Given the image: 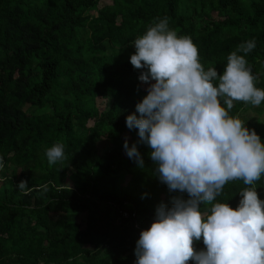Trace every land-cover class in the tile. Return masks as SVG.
<instances>
[{"label": "trees", "instance_id": "1", "mask_svg": "<svg viewBox=\"0 0 264 264\" xmlns=\"http://www.w3.org/2000/svg\"><path fill=\"white\" fill-rule=\"evenodd\" d=\"M102 1L0 0V264H135L157 206L188 198L159 181L149 147L125 123L147 94L130 63L132 44L156 18L189 36L205 69L218 73L255 39L246 60L264 89V0ZM263 109L235 102L229 114L264 142V117L244 116ZM55 143L66 159L49 166L45 150ZM246 187L230 181L215 202L235 209ZM255 187L264 200V175Z\"/></svg>", "mask_w": 264, "mask_h": 264}, {"label": "clouds", "instance_id": "2", "mask_svg": "<svg viewBox=\"0 0 264 264\" xmlns=\"http://www.w3.org/2000/svg\"><path fill=\"white\" fill-rule=\"evenodd\" d=\"M132 45L130 63L148 87L135 106L139 115L129 114L126 126L137 129L139 142L149 147L159 181L188 195L173 197L171 207L157 206L136 242L135 264H264V200L255 187L264 175V142L229 114L235 102H264L246 60L255 39L228 54L222 73L205 69L197 46L170 29L167 17L156 18ZM123 147L143 168L136 144L129 147L125 139ZM64 148L55 143L45 150L49 166L66 159ZM235 180L249 186L240 191L237 207L215 202ZM18 189L32 191L24 180ZM201 240L204 248L197 250Z\"/></svg>", "mask_w": 264, "mask_h": 264}, {"label": "rangeland", "instance_id": "3", "mask_svg": "<svg viewBox=\"0 0 264 264\" xmlns=\"http://www.w3.org/2000/svg\"><path fill=\"white\" fill-rule=\"evenodd\" d=\"M110 2L108 0L105 1V3H103V1L100 3V6L103 4H109ZM144 89H147L148 84L144 83L143 84ZM98 103H100V100H98ZM245 117H249V118H259V119H263L264 117V109L262 111V113L260 115H258L256 112H248L246 115H244ZM105 145H107L106 142H99L96 145V150L97 153L100 154L102 152V150L104 149Z\"/></svg>", "mask_w": 264, "mask_h": 264}, {"label": "built area", "instance_id": "4", "mask_svg": "<svg viewBox=\"0 0 264 264\" xmlns=\"http://www.w3.org/2000/svg\"><path fill=\"white\" fill-rule=\"evenodd\" d=\"M136 228H138L139 229V227L136 225Z\"/></svg>", "mask_w": 264, "mask_h": 264}]
</instances>
